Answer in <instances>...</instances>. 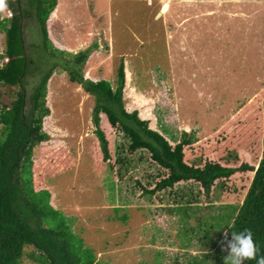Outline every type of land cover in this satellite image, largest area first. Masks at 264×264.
<instances>
[{"label": "rangeland", "instance_id": "rangeland-1", "mask_svg": "<svg viewBox=\"0 0 264 264\" xmlns=\"http://www.w3.org/2000/svg\"><path fill=\"white\" fill-rule=\"evenodd\" d=\"M56 8L47 27L53 23V38L63 44L51 41L66 55L44 49L34 9L24 28L32 61L24 83L27 114L52 72L51 119L43 120L50 140L34 152L35 189L53 192L51 204L96 249L100 264L200 260L212 252V239L223 242L226 229L217 228L218 220L231 223L251 179L218 183L211 196L195 181L145 196L169 172L147 150L132 153L122 128L100 114L112 155L106 162L95 133V99L69 80L68 71L116 89L125 59L126 110L137 111L172 146L184 132L194 136L195 148L185 149L189 165L257 163L264 132V0H57ZM0 15L10 19L13 12L5 7ZM5 43L1 32L0 53ZM87 50L78 65L76 56ZM9 90L16 92L3 89L8 105L16 97Z\"/></svg>", "mask_w": 264, "mask_h": 264}, {"label": "trees", "instance_id": "trees-1", "mask_svg": "<svg viewBox=\"0 0 264 264\" xmlns=\"http://www.w3.org/2000/svg\"><path fill=\"white\" fill-rule=\"evenodd\" d=\"M56 6L57 0H5V7L13 15L10 19H2L0 15V33L5 34L6 40L5 51L0 53V61L4 62L0 65V264H100L98 259L101 257H98L96 249L88 246L85 239L73 229L63 211L51 204L53 192L34 187V152L37 146L50 140L43 129V120L50 115L47 94L50 96L51 93L47 87L52 72L43 78L31 99V108L27 114L24 83L32 61L28 57L24 28L29 10L34 9L40 23L44 49H50L55 55H66L54 46L61 47L53 41L55 38L59 41L57 36L53 38V23L50 30L47 27V20L55 9L51 21L56 19ZM89 52H80L76 56L78 65L86 62ZM124 64L125 59L118 69L116 89L109 81L95 82L85 79L73 68L68 71L69 80L95 99L93 121L103 159L107 162L112 155L109 143L100 130V114H105L113 127L122 128L131 140L129 150L132 153L147 150L152 160L169 172L153 190H146L145 196L161 193L187 181L199 183L205 194L211 196L217 192L218 183H228L239 176L251 179L243 203L235 206L237 211L231 223L227 222L224 227L218 220L217 228L221 231L226 229L229 241L234 232L251 229L259 252L257 260L245 261L244 264H258L260 257H264V132L257 163L230 165L206 161L201 166L189 165L185 161L188 152L185 149L195 148L198 140L194 136L184 132L180 142L172 146L162 134L151 130L148 122L142 120L137 111L129 113L126 110ZM4 88L16 89V92L9 90L10 96L16 94L9 105L3 101ZM47 126L50 127V124ZM38 163L39 159L36 166ZM115 211L118 214L121 209ZM121 220L127 222V216L124 215ZM212 240V252L203 255L200 260H190L187 264H225L228 255L224 251L225 235L223 242Z\"/></svg>", "mask_w": 264, "mask_h": 264}, {"label": "clouds", "instance_id": "clouds-1", "mask_svg": "<svg viewBox=\"0 0 264 264\" xmlns=\"http://www.w3.org/2000/svg\"><path fill=\"white\" fill-rule=\"evenodd\" d=\"M5 8V0L0 11ZM226 247L228 253L225 257V264H244L245 261L257 260L259 249L254 241L251 229H244L241 232H234L232 239L227 240L228 233L225 232ZM258 264H264V257H260Z\"/></svg>", "mask_w": 264, "mask_h": 264}, {"label": "bare ground", "instance_id": "bare-ground-1", "mask_svg": "<svg viewBox=\"0 0 264 264\" xmlns=\"http://www.w3.org/2000/svg\"><path fill=\"white\" fill-rule=\"evenodd\" d=\"M166 10L168 9V5L166 4V5H164L163 6ZM170 7V6H169ZM164 8H163V10H164Z\"/></svg>", "mask_w": 264, "mask_h": 264}, {"label": "snow or ice", "instance_id": "snow-or-ice-1", "mask_svg": "<svg viewBox=\"0 0 264 264\" xmlns=\"http://www.w3.org/2000/svg\"><path fill=\"white\" fill-rule=\"evenodd\" d=\"M3 5V0H0V7H2Z\"/></svg>", "mask_w": 264, "mask_h": 264}]
</instances>
